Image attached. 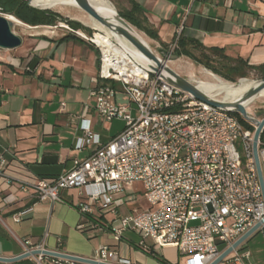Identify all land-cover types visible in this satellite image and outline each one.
Segmentation results:
<instances>
[{
    "label": "crops",
    "instance_id": "crops-1",
    "mask_svg": "<svg viewBox=\"0 0 264 264\" xmlns=\"http://www.w3.org/2000/svg\"><path fill=\"white\" fill-rule=\"evenodd\" d=\"M130 1L142 12L143 29L138 32L160 52L177 40L184 53L181 58L208 63L228 76L234 71L226 68L237 66L236 78L239 73L263 77L264 0ZM66 35L71 37L64 40ZM21 47L18 55L0 60V155L6 161L3 175L13 180L10 187L0 180V257L13 258L42 246L91 259L98 247L110 246L130 264H182L174 247L156 249L146 240L142 248L140 238L131 231L119 243L106 230L80 231V198L75 189L63 191L61 202L53 204L32 200L31 189L22 192L24 185L52 179L71 170L74 161H85L120 134L125 123L122 119L104 121L89 96L99 69V53L90 42L63 33L58 38L28 40ZM24 56L26 60L21 59ZM110 84L115 90L114 103L126 105L128 98L121 85ZM132 115H136L134 107ZM87 125L91 137L84 134ZM139 197L146 202L141 184L125 188L117 196L123 204L115 215H99L100 225L144 210ZM238 249L249 252L246 264H264L263 232L253 233Z\"/></svg>",
    "mask_w": 264,
    "mask_h": 264
},
{
    "label": "built area",
    "instance_id": "built-area-1",
    "mask_svg": "<svg viewBox=\"0 0 264 264\" xmlns=\"http://www.w3.org/2000/svg\"><path fill=\"white\" fill-rule=\"evenodd\" d=\"M69 32L93 44L81 34ZM96 48L100 53L97 84L89 96L95 99L96 111L104 121L122 119L124 129L85 161H74L71 170L20 189H31L32 200L51 204L61 202L63 191L75 189L80 198V231L106 230L117 243L131 231L140 237L138 245L142 248L146 240H151L156 249L174 247L182 264H211L264 220L252 154L255 127L251 125L253 131L245 129L232 113L196 101L150 75L134 59L140 74L129 64H106L105 55ZM176 48L177 40L169 52ZM110 82L121 85L128 98L126 105L114 103L115 90ZM84 134L91 137L89 125L84 127ZM258 156L264 175V143L260 138ZM4 166L6 161L0 155V180L10 187L13 180L3 175ZM136 183L143 188L148 208L115 217L105 227L100 225L96 218L115 215L123 204L117 196ZM88 187L93 190L85 192ZM14 220L19 222V218ZM259 230L264 234V224ZM32 250L45 249L37 246L26 252ZM249 257V252L237 248L219 264H246ZM91 259L104 264H130L110 246L98 247ZM33 261L77 264L42 256Z\"/></svg>",
    "mask_w": 264,
    "mask_h": 264
},
{
    "label": "water",
    "instance_id": "water-1",
    "mask_svg": "<svg viewBox=\"0 0 264 264\" xmlns=\"http://www.w3.org/2000/svg\"><path fill=\"white\" fill-rule=\"evenodd\" d=\"M27 5L42 11L50 9H41L32 5V0H25ZM76 6L85 14L92 17L99 24L114 32L117 36L125 39L142 57H144L148 64H145L150 75L157 76L169 83L170 85L190 94L196 101H199L208 106L226 111L232 114L240 115L245 121L249 122L255 127L253 134L252 154L253 160L257 172L258 182L261 189L262 199L264 202V175L261 168L260 159L258 156V141L262 131L264 129V118L257 120L249 116L243 103L257 95L264 89V78L258 81V84L249 89L239 100L236 102H225L216 99L209 98L203 92H201L197 86L191 81L181 77L170 67L167 66L166 61L162 60L156 55V53L147 45V43L139 36L138 30L129 24L119 13L114 10L113 16L103 15L99 12L88 0H74ZM140 33V32H139ZM23 41L22 38L13 32V24L8 19L0 16V50L13 51L21 47ZM173 59L178 58L177 55L171 56ZM264 224V220L247 231L242 235L231 247L223 251L220 256L211 264H219L224 258H226L233 250L239 248V246L253 233L259 231L261 225ZM38 256L51 257L54 259H62L71 261L77 264H104L98 263L92 259L81 258L68 254L52 252L48 250H32L30 252H24L13 258L0 257V264H15L22 260L33 259Z\"/></svg>",
    "mask_w": 264,
    "mask_h": 264
},
{
    "label": "rangeland",
    "instance_id": "rangeland-1",
    "mask_svg": "<svg viewBox=\"0 0 264 264\" xmlns=\"http://www.w3.org/2000/svg\"><path fill=\"white\" fill-rule=\"evenodd\" d=\"M103 1L112 10L116 9V11L117 9L126 10L128 7V2L126 0H103ZM32 5L37 8H41V9H45V8L50 9L47 11L54 12L58 14L60 17L56 20L54 26H36V27H39L36 29H30V28L24 29L19 26L16 27L13 24V32L16 35L20 36L23 42L26 43L28 40L36 39L42 36L58 38L63 33L74 35L73 33L69 31L82 34L88 40H91L94 34H98V33L104 34V35L108 34L111 37L115 45L121 47L131 59H134L138 62V60L132 54L131 49L125 46L119 40L116 34H112L107 28L99 24L96 20H94L92 17L85 14L81 10L71 7L67 4H64L60 0H32ZM0 16L6 19H8L9 17H14L12 15L3 13L1 11V8H0ZM70 23L78 24L80 27L86 28L88 32L85 33L82 29L73 28L70 25ZM138 34L144 38L147 45L156 53L158 57L166 61L168 67H170L173 71H175L181 77L191 81L195 86H197L199 90L205 87L216 88V90L210 94V97L212 99H216L220 101L236 102L237 100L241 98V95L232 96L226 90L227 88H233L235 86H238L240 82L244 80L249 81V82L258 83V81H260L263 78V77H260L258 74H248L246 75L245 78H236L235 82H230L228 80H225L221 76L213 73L211 70L206 69L205 67L201 65L195 64L191 62L190 60H187L181 57L173 59L171 56H173L174 53H170L169 48H164L162 50L163 52H160L159 50L155 49L151 43L148 42V40L145 38L143 34L139 32ZM92 45L95 46L94 44ZM21 46H23V43ZM21 49L22 47H20V49H17L16 51L0 50V60L5 59L7 57H12L14 56V54L18 55L19 52H21L19 51ZM98 53H99V50H98ZM22 55H25V54L22 53ZM99 56H100V53H99ZM21 59L26 60L27 57L24 56ZM247 111L249 113V116L252 118H255L257 120H262L264 118V93L261 96H259L253 103L247 106ZM139 199L143 203V206H142L143 209H146L145 208L147 207L146 202H144L143 199H141L140 197ZM195 225L196 224H191L190 226H195ZM137 237L140 238L138 235ZM44 264H48V263L45 262Z\"/></svg>",
    "mask_w": 264,
    "mask_h": 264
},
{
    "label": "trees",
    "instance_id": "trees-1",
    "mask_svg": "<svg viewBox=\"0 0 264 264\" xmlns=\"http://www.w3.org/2000/svg\"><path fill=\"white\" fill-rule=\"evenodd\" d=\"M129 3V9L128 10H119L117 9V12L119 15L124 18L129 24H131L134 28L137 30L143 29L141 25L140 20V14L142 13L140 8L135 5L132 1L128 0ZM0 8L3 13L9 14L14 16L17 20H19L21 23L30 26V27H36V26H54L56 20L60 17L58 14L51 12V11H42L35 8H32L27 5V2L25 0H0ZM70 25L73 28L76 29H82L85 33L88 32L86 28L80 27L78 24L70 23ZM148 32H146L147 34ZM148 36L151 37V34L148 33ZM70 35H66L63 37V39L70 38ZM179 41L177 42V48L174 50V54L179 57L183 55L184 53L181 52V47L179 46ZM167 48V46H164ZM198 65H201L205 67L206 69L211 70L213 73L221 76L225 80H228L230 82H235L236 77L238 74V67L234 66L232 68H226L228 71H234V73L231 76L225 75L221 73L220 71L216 70L212 66H210L208 63H201L198 62ZM234 75V76H233ZM246 75L243 73H239L238 78H245ZM263 78H264V72H263ZM238 121L243 125L245 129L253 131V127L246 122L240 115L233 114ZM260 141L261 143H264V134L262 133L260 135ZM262 145H260V148ZM96 220L99 221V219L96 218ZM15 264H35V262L31 259L22 260L20 262H17Z\"/></svg>",
    "mask_w": 264,
    "mask_h": 264
},
{
    "label": "bare ground",
    "instance_id": "bare-ground-1",
    "mask_svg": "<svg viewBox=\"0 0 264 264\" xmlns=\"http://www.w3.org/2000/svg\"><path fill=\"white\" fill-rule=\"evenodd\" d=\"M62 3L67 4L71 7H74L76 9H79L74 0H60ZM99 12H101L103 15L107 16H113L114 15V10H112L109 6H107L103 0H88ZM80 10V9H79ZM8 20L12 22L16 27H22V28H27L26 25L18 21L14 17H9ZM110 31V30H109ZM112 34H115L114 32L110 31ZM82 35V34H81ZM85 37L84 35H82ZM140 36V35H139ZM119 40L127 47H129L132 51V54L134 57L138 60V63L142 65L145 69H147L145 64H148V61L140 55L125 39H123L120 36H117ZM141 37V36H140ZM86 38V37H85ZM117 38V39H118ZM143 40L144 38L141 37ZM92 43L98 47L102 53L106 57V64H120L119 67L122 65L129 64L137 74H140V71L138 68H136L135 64L132 62V59L126 54V52L119 46L115 45L114 42L112 41L111 37L107 34H94V36L91 38ZM145 41V40H144ZM121 45V44H120ZM131 54V55H132ZM145 63V64H144ZM133 64V65H132ZM148 70V69H147ZM258 83L255 82H249V81H241L238 86H235L233 88H227L226 90L231 94L232 96L235 95H241V97L251 88L255 87ZM203 88V87H202ZM216 88L214 87H205L201 89L200 91L203 92L205 95H207L209 98L210 94L214 92ZM264 93V89L259 92L257 95L243 103L244 107L247 110V106L251 103H253L259 96H261ZM236 98V97H235ZM225 102H231V101H225ZM248 112V111H247ZM249 114V113H248Z\"/></svg>",
    "mask_w": 264,
    "mask_h": 264
}]
</instances>
